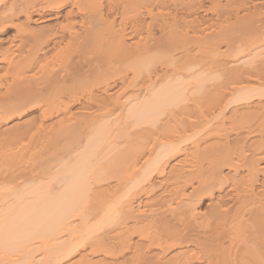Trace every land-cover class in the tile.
<instances>
[{
	"label": "bare ground",
	"instance_id": "6f19581e",
	"mask_svg": "<svg viewBox=\"0 0 264 264\" xmlns=\"http://www.w3.org/2000/svg\"><path fill=\"white\" fill-rule=\"evenodd\" d=\"M37 1L38 0H11V3H9L10 7L8 9L7 2H9V0H0V29L3 30V28H6L4 25L7 22L14 23V19H17L20 13L26 14V16L24 17L27 22L31 21L32 12L35 11H37V15L40 16V22L49 23L51 21H55L62 16L61 9L64 6L69 5L65 16H63L66 19V25L60 27L61 31L56 29L57 32H54L53 30V39H55V41L56 39H58L56 42L54 41L55 46L59 47V45H63L64 48L62 49L61 47H59L58 49L60 50L58 51L57 49V53L55 52L56 49L53 48V55H57L56 57L52 55V57H54L53 59L50 57L51 60L48 61L52 62V65H49L50 62H45L47 61L46 59L49 58L44 59V57H48L46 53L47 50H44L46 52H43L44 54L41 55V48H38L40 50L36 49L38 44L37 34L42 33L41 31H43L42 29H44V27L40 32H37L35 30L29 29V27H27L25 23H18V25H16L18 34H20L21 32L26 34L23 35L28 39V41L31 42V45L26 47L24 41H19L17 44H15V41L13 40L5 45L6 47H0V86H3V88L5 87L4 93L0 92V100L6 102H0L1 122L2 120H4L5 123H7L8 119L10 120L12 118H16L14 116L16 112L19 111L22 112L21 115L23 116L24 114H26L27 110L33 107L30 106L33 102L34 105L41 104L35 101L40 97H44L38 100L44 103V107H42L44 109H42V115L44 117L45 115H48V119H51L52 117L49 116H52L54 114V111H58L59 114L66 111V108H68L70 105L69 103L72 102L70 100L71 98L74 100L77 95L84 93H89L90 96L93 94L92 90L90 91L89 89H87V91H84L86 90L87 85H85L86 82L84 80V76H81L83 71L80 70V74L78 69L76 70V68L69 67L68 65V67L66 66L67 68H60L62 66H59L60 64L58 63L60 57L62 58L60 60L62 63L68 62L69 65L71 64V61L75 62V60H77L76 57H80V61H82L83 63H93L92 66L95 65L94 62L96 61L97 63L98 61H100L101 63L103 62L102 64L106 62L107 64L105 63L104 65L106 68L103 66L105 69H102V72L99 69L93 72L98 75L96 76L97 78L99 77L96 82L100 81L103 84V82L106 83L107 81L106 87H109L108 82L112 79V77H121L123 74L124 75L122 77L124 79H131L130 84L133 83L132 85H135L134 80L142 81L145 77V74H148L146 73V71L148 70L149 72L150 68H152L153 65L156 66L157 64L167 66L169 63H181L184 64V68L180 64L182 71H184L183 69L186 70L187 66H189V69L192 65H194L192 66V68L194 69H197V67H201L200 73L196 75L193 73L195 75H192L193 77L188 74V72H190L192 68L190 70L187 69L189 71H187L186 73L183 72L182 75L188 79L190 77V80H192V78L194 79V81H192L195 82L193 86L194 88L192 87L193 89H190V91L192 90V92H194L193 95L201 97L203 101L206 100L205 102H209L206 99L207 97L205 98V95L208 96V94L211 93H209L208 91V94H202L203 96H199V94L209 90L208 88L210 87V85V88H217V85H224L225 83L227 84L230 80H232V82H229V84L231 85H229V87L225 84L227 90L228 88L230 89L229 92H227L229 93L228 96L227 93L224 94L226 89H221V91H223L220 92V95L218 94V96L214 94L215 96L213 97L215 98H213L214 100H212V112H174L178 109L180 111L185 110L187 107L184 104L186 101H188V99H190V97L188 98V94L184 95L183 91L185 92L187 88L183 87V84L173 85L172 82H169L168 84H172L173 86H166L167 88H165L164 86V90L162 89L160 92L156 93L148 103H140L139 107L132 109V112H128L127 115L125 114V116L121 115V120H118V118H116L117 120L115 122L120 123V126L124 124V126L121 127L119 133L115 129L117 133L115 134L116 137H114V133L111 134L107 130V127L110 123L107 124L106 122L107 126L105 125V123L98 124V127L95 126V124L97 125L99 119L103 121L106 117L109 118V111L105 112L107 114L106 117L102 112L101 114L104 115H101L102 118H99L100 113L98 112L99 115L97 117L99 119L97 120V122H94L92 119L93 123L95 124L93 125V127L90 125L91 127H89V129L91 128V131H84L88 132L89 135L91 134L92 137L94 134H92V131L95 130L93 143L90 144V146L87 145L88 147L84 145L85 148L83 146V148L87 149L88 151H86V153L84 151L83 157L79 156L78 161L80 160V162H76L78 163L77 165H75L77 167H75L74 171H70L73 172L71 173L72 175L68 174V176L70 175L71 177L66 188L62 191L55 192L50 188H47L46 186H38L39 188H35L33 191H31V193L27 195L30 197L25 200V195L23 197L22 194L19 195L23 198L22 199L18 196L20 198L19 200L16 195V198L18 200L16 201L18 204H15L16 206L14 208L9 209V213L7 216H0V218H4V221L0 224V251L5 253L6 260L9 259L11 261L9 255L17 257L19 259L16 261L17 263H19L18 261L21 262L31 260L33 257V251L28 249V243L33 240H38V245L40 247L37 250L44 251L46 256L51 259L52 264H58L61 260H64L70 256H74V254L76 253L80 254L79 258H73L67 261L65 264H89L91 263L89 257L92 254H99L98 258L100 259L97 258V260H101V262H103L102 260L108 262L121 257V255L119 254H124L129 249L131 250V248L136 249V251H143L145 247L153 249L152 251H154L153 253H155L156 255H164L165 253L169 252L168 254L170 257L166 258V260H168V264H188V262L190 264V261H192V259L196 257L197 259H200V257H202V259L200 260H204L205 264H213L215 261L214 259H217L218 257L216 258L215 255H212V250H216V247L218 248V246H221V243L220 245H216V242L218 240L223 239L224 241V239L226 238H236L237 240L240 239L242 240L241 242H243L244 240L246 241L245 244L247 245L246 246L244 244V247L246 246V249H248L249 243H251V246L249 247H252V245L255 246L256 242L263 241L264 181L260 186L262 192L256 191L257 189L255 190V188L253 187V182L250 184L251 186L253 185L252 187H250V185L249 187H247L248 185H246V182L254 180L256 182L258 174H261V172L264 173V165L261 166V162L264 161V130L259 131V133L256 131L254 132L253 126L252 124H250L252 120L249 122V125L247 124L248 121L247 123L245 121V123L247 124H245V126H247L248 129H242L244 125L241 124L244 123L242 122V120H244V116L237 111L238 109H235L232 112L226 111L228 110V108H230L231 105L236 108L238 103L244 104V102L246 103L255 97L264 98V70L262 67V63L264 62V60L263 62L261 61V58L264 59V11L263 9L261 12L257 11L258 7L259 9H261L264 6V0H249V2L247 0H226V3L224 5L220 0H216L218 1L216 4L217 6L214 7H218L217 17L219 20L222 19L221 21H223L220 28H214V24H211L214 29L205 28V25L203 29L201 27V24H203L204 22L199 25L195 20H191L189 23L186 21H181V23H184L182 24L183 27L185 26V28H188L187 30L184 28L187 33L183 31V33H185L186 35L181 33V31L179 30L180 27H178L177 25L180 23L179 21H177L178 13H175L176 15L171 16L172 14L169 11V15L173 17L175 22L174 20H170L172 23L174 22V26H170L171 22H169L168 25L172 27V29H166L168 25L165 23V21L168 13L165 11L167 13V15L164 14L166 15L164 16V23L166 24L164 25L166 27L162 25L161 32L166 29L167 33L165 32V34L163 32L165 34L163 35V40L155 37L154 30L152 29L148 30L147 32L145 31V36L141 35L139 43L131 45L126 44V38H129L131 35L134 37L139 36L140 33L142 34L143 28L140 26L141 21L139 20V18L142 16H149L151 20L154 19L156 17V10L163 6H166V4L164 3L165 0H157L156 3H153L155 0H118L119 3H116V6L114 2L115 0H105L106 3L102 2L101 4L99 3L100 0H44L43 2L46 3L44 5L42 4L43 2L40 3V5L42 4L41 7L37 3ZM177 1L179 2H177V4H175L176 2L173 1V5H176V8L174 7L175 11L177 10L178 5L181 6L182 3L185 2L183 5H186L185 11L187 9V12H189V14H191V11L194 10V7L198 2L197 0H183L180 4V0ZM167 2L169 1L167 0ZM106 6L108 7L109 11L107 13L105 12ZM119 10H122L120 16L121 14H124L123 16L125 18H127L125 16L127 15L126 13H131L133 17H129H131V20L133 19L135 21V25H132L130 30L127 28L126 23L123 22V19L122 22H120L122 23L121 25H119L120 28L117 30L115 27L116 23L113 21V27L111 26L110 28L109 37L108 35H106L108 38L105 39L99 31L100 27L102 25L104 26L108 21L110 24L111 21L108 20L110 16L109 13L112 14L111 12L115 11L116 14H119ZM214 11L216 10L214 9ZM52 13H54L55 15L47 18L44 17L45 14ZM160 13L159 15L162 14ZM116 14L115 16L117 17ZM162 17L163 16H161V18ZM128 19L130 20V18ZM181 19L183 18L181 17L180 20ZM125 21L127 22V20ZM217 21L218 20L216 19V23ZM219 24L220 23H218V25ZM127 29L129 30V36L127 33ZM168 30H170V33H168ZM101 31H103V28L101 29ZM104 31L107 32V30ZM178 31L184 36L179 35ZM43 33L42 35H44ZM51 37L50 39L47 38V43H52ZM213 39L216 42H219L217 44L213 43L215 42L213 41ZM39 41L41 42L42 39H39ZM63 41L66 43L65 45L61 44L64 43ZM208 41H210L211 43H208ZM46 42L43 41L44 44L40 43V45L44 46L47 44ZM206 42L208 44H206ZM1 45L2 42L0 46ZM220 46H223V49L225 48V55L226 53H228V55L229 53L231 54L229 56H226L232 58V65H238L237 67H234L233 65L232 68L231 66L230 68H227L229 63L227 64L221 61L219 56H221L222 54V48ZM192 50L196 52L194 56H192ZM254 51L257 52L254 53ZM73 52L77 53L75 59L73 60L72 58L71 60ZM203 52L205 54H207L206 52H209V55L211 56H208L206 59L202 58L203 55L201 56V54ZM177 53H179V55L181 53V55L180 57L178 55V57L176 58L175 54ZM65 54L67 55L64 56ZM197 57H199L201 61L198 60ZM246 57H248L249 59ZM137 58L143 59L142 64L141 59H139V62ZM242 58H246V60L244 61ZM54 59L58 60V66L54 64ZM242 60L243 62L241 63L240 61ZM80 61L79 63L83 65V63ZM130 62H134V65L131 67V69L128 70V72L124 71L123 73V63L125 65V63ZM135 62H139V65H135ZM153 62L155 63L151 64ZM205 62L210 64H206V68L203 64ZM254 62H259L257 64H260V66H256L258 72L261 75L263 74L262 77L260 76V74H258L260 77L255 76L258 77L256 78L257 80H253V78L249 76L252 70L256 69ZM237 63H240V67ZM72 64L74 63L72 62ZM120 65H122V72L120 70V67H117ZM252 65L255 66V68L252 67ZM95 66L97 67V65ZM243 66H247L246 68H248L249 66L250 67L245 70L246 68L244 69ZM258 67L260 69L262 67V69L260 70ZM239 68L241 69L239 70ZM175 69L174 71H176ZM201 69L202 71L204 70L203 73L201 72ZM71 71H75V73L78 71L79 75L77 73L74 75ZM91 72L92 71H90V74ZM152 72L153 71L149 72V75L146 77L147 82H151V79L153 78L152 74L155 71L153 73ZM254 72L256 71L254 70ZM258 72L253 74H257ZM129 73L131 74V76H129ZM157 73L155 72L154 74L156 75ZM204 73L207 75L205 76ZM253 74L251 73V76ZM76 75L81 77H77ZM155 75L154 79L156 78ZM170 75L171 73L169 74V76ZM224 75H227V79H225L226 81L221 80ZM108 76L111 78H109L110 80L107 79ZM163 76L166 77L167 75L165 74ZM88 77H90V75ZM122 77L121 79L124 81ZM94 78L92 81H94ZM216 80L219 84H216ZM218 80H220L222 83L224 82V84H220L221 82H219ZM69 83L71 85H69ZM95 83L93 82L92 85H94ZM189 83H191V81L188 82V84ZM98 84L99 82L96 83V85ZM145 84L148 83L145 82ZM88 85L91 84L88 83ZM58 87L62 89L68 88L66 89L68 90V92H65L63 90L65 94H68V96L66 95V97H61L65 94H63L62 91H60L62 89ZM81 87L82 89L85 87L83 91L82 89H80ZM57 88L58 90L60 89L59 93L57 92L58 97L60 93L63 95L60 94L61 96L57 99L55 97V99L52 98V96L51 99L49 97L48 100H45L46 95L51 96L50 94L55 93ZM133 89H135V87ZM88 91H90L91 93ZM211 92L213 93V89L211 90ZM214 92L216 93V91ZM198 97L196 99H199ZM13 98L20 99L22 104L20 103L21 105H16L14 103L15 106H12V104L10 103L9 105V102ZM114 103L115 102H113V104ZM209 104H211V102H209ZM258 104L259 103H257V106ZM41 105L43 106V104ZM262 106L264 105L262 104ZM62 110L64 111L60 112ZM58 113L57 116H59ZM89 114L90 113H88V115ZM164 114L168 115V123H164L160 127V125L158 126V123L160 122L161 116ZM251 114L252 113L250 112L249 116H251ZM263 114L264 112L262 113V115ZM84 115H82V117H84ZM112 115L114 114H111L110 117ZM76 117L78 118V116ZM262 117H264V115ZM61 118L60 121H58V123L56 121V123L58 124V126H62V128H59L56 124L53 125L54 127H58L57 129H62L59 130L60 134L64 133L63 131L65 128L71 129L70 132H72L73 128L71 126H73V124L75 123L77 124V122L80 120V118H78L77 121L76 118L75 122V119L73 118L74 120L72 121H74L75 123L73 122L72 124L71 122L72 125L70 124L71 126H67V123L70 122L66 123L65 119H68L67 121H71V117L69 118L66 115V118L63 119L64 121H62ZM129 118L131 122H134L135 120H133L132 118H136V120H138L139 122L143 121L147 122V124H150L147 125L148 127L151 126L150 131H147L150 136L146 135V140L142 139L145 138V135H142V133L146 132H143V130L145 129L144 127V129L142 128V131L140 130L141 132H139L142 140L140 139V137L139 139L138 137H135L137 138V140L133 139L132 141L128 142V136H130L132 132L130 133L129 131H127V125L124 120H129ZM254 119L255 118H253V120ZM61 121L65 122L66 124L64 123V125L67 127L64 128V125H61ZM239 122H241V124ZM230 123L232 124L230 125ZM235 123L236 125H233ZM237 124H240L242 127H237ZM260 124L261 123H259V126ZM110 125L112 126V124ZM130 125L128 126V128L130 127ZM111 126L109 127L112 128L113 126ZM139 127L140 126H138V128ZM132 128L133 127L128 130H133ZM240 130H244V132H246L242 134L245 135L243 136L244 139L242 137V139L245 141V143L243 142L244 145L246 143H249L248 141L246 142V140H248L251 134H259V138L257 140L254 139L255 141H252V144L250 143V146L248 145L250 149L252 147V149L250 150L251 154H247L249 152H246V150H248V148L246 149L247 145H239L238 148L232 145L233 141H236V139L239 140V144L240 142H242V139L241 141L239 139L242 133ZM67 131H65V133H67L68 135L71 134L69 131ZM136 131V134H138V130ZM80 132L82 133L83 130ZM112 132H114V130ZM84 134L86 136V133ZM71 135L74 138L76 136H73L74 133H72ZM132 135L134 136L135 133H132L131 137H133ZM232 135L234 138H232ZM82 137H84L83 134ZM113 137L118 140L115 141L114 139L113 142ZM121 137H125V140L126 137H128L127 143H125V145L129 143L126 146V150H124L125 148L123 149V147L120 145L123 143H120L121 141L118 142L119 138L121 140ZM74 138L72 139L74 140ZM76 140L79 141L78 138ZM211 140L214 141V144H206L207 141L212 142ZM122 141H124V138L122 139ZM72 142L73 145L74 141ZM118 144L120 147H122L121 149L120 147L118 148ZM251 145H255L256 147ZM231 147L235 148L232 149ZM72 149L71 151L73 152ZM87 152H89V154ZM82 154L83 152L79 155ZM98 156H100V160L98 159ZM178 156L182 157L179 161H177L176 164L173 165V167H171L172 169L170 168L171 170L169 169L170 175L167 177V175L169 174L167 171L169 162L171 160H174ZM94 157L97 158L99 162H93ZM103 160L104 162L101 163V161ZM96 163L100 165L99 168L98 165L97 168H95ZM225 169L228 171V175L224 174ZM242 170H245V175L240 173ZM239 173L240 175H242L241 177H238ZM91 179L95 184L107 182L112 179L115 182L112 188L110 187L111 189H109V192L107 191L101 194H93L91 192ZM63 180L61 182H64ZM160 188H164L165 190L163 189V192L161 191L160 194H156V196H154L155 191ZM205 200H209L207 204L208 210L205 212L201 211L200 209L198 210L196 207L202 204ZM226 202L228 204V207L224 208L226 206ZM168 216L171 219H169L170 221L175 220L176 222L178 221V223L184 222L183 232H178L180 229L179 227L178 231L167 228V225L171 224L167 219ZM91 219L94 220L91 221ZM165 219H167L166 221L168 223L166 227L164 226L166 222H164V225L162 222V220ZM170 227L172 226L170 225ZM60 234L67 235L65 241H60ZM133 236L136 238V241H134ZM186 239L191 240L190 244L193 241L197 242H193L194 245L190 246L188 242L186 243L187 245L183 246V241H186ZM208 239L209 241L210 239H214L213 243L215 242V239H217L214 243L216 247L214 249L211 247L212 250H209L210 248L203 243ZM198 242L204 244L205 246ZM253 242L255 243L252 244ZM258 244L259 242L256 244L259 247ZM196 245L202 246L200 247ZM252 249L250 248V250ZM255 249H253L252 251H254ZM139 251L134 252L137 254ZM145 252L146 251H144V253ZM249 252L246 254H250ZM144 253L140 254L144 255ZM222 255L220 254L219 257ZM253 255H251L250 257L251 260L252 258L256 257ZM136 256L138 257L139 253ZM143 257L140 258L144 259ZM246 257V259H248L249 256ZM189 258H191V260L187 261ZM243 258L244 257H242L241 260H243ZM197 259L195 260L197 261ZM222 259H224L223 256ZM257 259H260L258 261L256 260L257 264L263 263L261 261V257L258 256ZM245 261L246 260H244V262ZM192 262H194V260ZM202 262L203 261H199L200 264H202ZM13 263H15V260H12L11 264ZM98 263L100 262L98 261ZM253 263L255 264V262ZM215 264H220V262H215ZM245 264L248 263L246 262Z\"/></svg>",
	"mask_w": 264,
	"mask_h": 264
},
{
	"label": "rangeland",
	"instance_id": "374dc122",
	"mask_svg": "<svg viewBox=\"0 0 264 264\" xmlns=\"http://www.w3.org/2000/svg\"><path fill=\"white\" fill-rule=\"evenodd\" d=\"M41 1V2H40ZM44 0H38L37 1V3L40 5V3H42ZM169 2H167V0H165L164 1V3L166 4V6H163V5H161V6H163L164 7V9H163V7H161V8H159V9H157L156 10V12H155V14H156V17L154 18V19H152L151 20V18L149 17V16H147V17H145V16H142V17H140L139 18V20L141 21L140 22V26L143 28V30H142V34L140 33V35L139 36H130L129 38H126V44L127 45H131V44H135V43H139V39H140V37H141V35L142 36H145V34H146V32L148 31V30H154V34H155V37H157L158 39H161V40H163V35H165L166 33H167V28L169 29H172V27H170V26H172L173 24H174V22H175V20L173 19V17H171V16H174V15H176L175 13H178V15H177V21H179L180 23L179 24H177L178 25V27H180L179 28V30L181 31V33H183V31L185 32V33H187V29L188 28H185V26L183 27V25L182 24H184V23H181V21L182 22H184V21H186V22H190L191 20L193 21V20H195V21H197L196 23L197 24H201V23H203V24H201L202 26V28L204 29V25H205V28H208V29H212L213 27L214 28H220V26L222 25L221 23L223 22V21H221V20H219L218 19V17H217V9H218V7H214V6H217L216 4H217V2L218 1H216V0H197L198 2L196 3V6L194 7V10H192L191 11V14H189V12H187V9H186V11H185V8H186V5H183L185 2H183L182 3V5L180 6V5H178L177 6V10L175 11V8H176V5H173V1L174 2H176L175 4H177V0L175 1V0H168ZM181 1H183V0H180V4H181ZM186 1H188V0H186ZM221 1V3L224 5L225 3H226V0H220ZM248 2H249V0H247ZM246 1V2H247ZM251 1H253V0H251ZM255 1V0H254ZM106 3V1L105 0H100L99 1V3L101 4V3ZM115 2V6L117 5L116 3H119V1L118 0H115L114 1ZM157 2V0H155L153 3H156ZM167 2V3H166ZM171 2V3H170ZM213 2V3H212ZM9 3H11V0H9V2H7V6H8V9H9ZM19 3V2H18ZM17 3V4H18ZM46 3V2H45ZM44 2L42 3L43 5L45 4ZM179 3V2H178ZM256 3V2H255ZM42 4L40 5V7L42 6ZM215 4V5H214ZM167 5H168V7H167ZM69 5H66V6H64L62 9H61V14H62V16L59 18V19H57V20H55V21H51V22H40L39 20V18H40V16L39 15H37V11H35V12H32V15H31V21H29V22H27L26 20H25V17L24 16H26V14L25 13H20L19 14V16H18V18L17 19H14V23H10V22H7L4 26L6 27V28H3V30L2 29H0L1 31H0V44H1V42H2V45L0 46V47H4L5 45H7L9 42H11V41H15V44H17L19 41H24L25 42V46L26 47H28V46H30L31 45V42L30 41H28V39L26 38V37H24V35H26V34H24L23 32H21L20 34H18V32H17V26L16 25H18V23L19 24H21V23H25L26 25H27V27H29V29H32V30H35V31H37V32H40L41 31V29L44 27V29H42L43 31H41L44 35H42V33H39L40 35H42V36H40L39 34H37V39H38V44H37V48L36 49H38L39 47L41 48V50L40 49H38V50H40L39 52H40V54L41 55H43L46 51H44V50H47V55H48V57L46 56V57H44V56H42V57H44V59L45 58H49V59H46L47 61H45V60H43V61H45V62H50V61H48V60H51V58L53 59L54 57H56V55L57 54H54L53 55V53H54V49L53 48H55L56 49V53L60 50V49H58L59 47H61L62 49L64 48L63 47V45L61 46V45H59V47H57V46H55V43H54V41H55V39H53V34H54V32H57V30H59V31H61V26H64V25H66V19H65V17H63V16H65V13L67 12V10H68V7ZM171 8H170V7ZM182 6H185V7H182ZM4 7V6H3ZM166 7V8H165ZM175 7V8H174ZM181 7V8H180ZM198 7V8H197ZM264 7V6H263ZM261 8V9H259V7L257 8L258 10V12L260 11H262V9H263V11H264V8ZM18 8H21V7H18ZM106 8V9H105ZM104 9H105V12L107 13V12H109L108 11V7L106 6ZM170 8V9H169ZM184 8V9H183ZM197 8V9H196ZM216 10V11H214V9ZM10 9H12V8H10ZM173 9V10H172ZM179 9H180V11H179ZM63 10V11H62ZM159 10V11H158ZM168 13V16H166L167 15V13ZM169 11H170V13L172 14L171 16L169 15ZM216 13H214V12ZM122 12V10L120 11L119 10V14H116V12L114 11V12H111L112 14H110L109 13V19L108 20H110L111 22H110V24H112V25H110L109 24V21L103 26H101L102 28H103V31H101V27H100V32H101V34L104 36V38L105 39H107L108 37H109V32H110V28H111V26L113 27V21L116 23V29L118 30L119 28H120V26L119 25H121L122 23H120V22H122V20L124 19V21L123 22H125L126 23V26H127V28L128 29H130L131 30V26L132 25H135V21L132 19L131 20V17H133L132 16V14L131 13H126L127 15H125L127 18H125L123 15L124 14H121V16H120V13ZM162 14H161V13ZM184 13V14H182V13ZM114 13V14H113ZM159 13L161 14V15H159ZM174 13V14H173ZM188 13V14H187ZM25 14V15H24ZM115 14L117 15V17L115 16ZM129 14H131V15H129ZM164 14H166V15H164ZM189 16H187V15ZM49 15V16H48ZM52 15L54 16L55 14L54 13H52V14H45V16L44 17H52ZM111 15H113V16H111ZM192 15V16H191ZM216 15V16H215ZM129 16H131V17H129ZM160 16V17H159ZM161 16H163L162 18H161ZM164 16H166L165 18H166V21L168 22H166L165 21V23L168 25L169 24V22H171V21H173L174 20V22L172 23H170V26L168 25V27H166L165 25V23H164ZM183 18V19H181L180 20V18L181 17ZM185 16V17H184ZM122 17H124V18H122ZM179 17V18H178ZM198 17V18H197ZM217 17V18H216ZM38 18V19H37ZM115 18H117V19H115ZM128 18H130V20L128 19ZM141 18H142V20H141ZM144 18V19H143ZM150 18V19H149ZM159 18H161V19H159ZM195 18V19H194ZM78 19V18H77ZM114 19V20H113ZM120 19V20H119ZM168 19V20H167ZM216 19L218 20L217 21V23H216ZM125 20H127V22L125 21ZM163 20V21H162ZM171 20V21H170ZM152 21V22H151ZM120 24H119V23ZM143 22V23H142ZM216 24H215V23ZM42 23H44V24H42ZM133 23V24H132ZM161 23V24H160ZM218 23H220L219 25H218ZM152 24V25H151ZM165 24V25H164ZM181 24V25H180ZM214 24V25H217V26H214L213 25V27H212V25ZM25 25V26H26ZM162 25H164V27H166V29L163 31V32H161V27H162ZM47 28H46V27ZM107 26V27H106ZM174 26V25H173ZM182 26V27H181ZM26 27V28H27ZM104 27H105V29H104ZM109 27V28H108ZM60 28V29H59ZM150 28V29H149ZM159 28V29H158ZM184 28L186 29V30H184ZM213 28V29H214ZM57 29V30H56ZM127 29V30H128ZM183 29V30H182ZM50 30V31H49ZM52 30V31H51ZM53 30H54V32H53ZM104 30H107V32H108V34H107V32L106 31H104ZM109 30V31H108ZM48 31H49V33H48ZM146 31V32H145ZM51 32H53V33H51ZM179 32V31H178ZM106 33V34H105ZM128 36H129V30H128ZM168 33H170V30H168ZM185 33H183L184 35H186ZM24 34V35H23ZM48 34V35H47ZM179 35H183V34H180V32L178 33ZM21 35V36H20ZM52 37H51V36ZM106 35H108V37L106 36ZM183 35V36H184ZM127 36V37H128ZM183 36H181V37H183ZM46 37V38H45ZM50 37L52 38V40H51V42L52 43H50V42H46L48 39H50ZM166 37H167V35H166ZM169 37V36H168ZM48 38V39H47ZM39 39H42V41L40 42L39 41ZM137 39H138V41H137ZM58 39H56V41H57ZM212 40V39H211ZM43 41L44 42H46L45 44L47 45H40V43H43ZM55 41V42H56ZM66 41V40H65ZM213 41H215L214 39H213ZM212 41V42H213ZM64 42V41H63ZM67 42V41H66ZM128 42V43H127ZM210 41H208V43H209ZM219 42V41H218ZM218 42H213V43H218ZM54 43V44H53ZM207 42H206V44H208ZM211 43V42H210ZM44 44V43H43ZM61 44H66L65 42L64 43H61ZM205 44V45H206ZM39 45V46H38ZM53 45H54V47H53ZM221 45H223V44H221ZM42 46V47H41ZM6 47V46H5ZM221 48V51H222V54H221V56H219V58L221 59V61H223V62H225V63H229V65H228V67L227 68H230V66H231V68L233 67V65H232V58H230V57H227L226 55H228V53H226V55H225V48L223 49V46H220ZM224 47H225V45H224ZM43 49V50H42ZM57 49H58V51H57ZM224 50V51H223ZM206 51V50H205ZM204 51V52H205ZM258 51V50H257ZM256 51V52H257ZM44 52V53H43ZM202 53L201 54V56L203 55V57L202 58H207L208 56H211V55H209V52H206L207 54H205V53ZM255 51H254V53H256ZM49 53V54H48ZM52 53V54H51ZM75 53V54H74ZM76 53L77 52H73V55H75V56H73L72 54V57H71V60H72V58H73V60L75 59V57H76ZM192 56H194V54L196 53L194 50H192ZM224 53V54H223ZM254 53H252V54H254ZM64 54V53H63ZM52 55L54 56V57H52ZM67 54H65L64 56H66ZM178 55H179V53H177V54H175V57L177 58L178 57ZM180 55H181V53H180ZM180 55H179V57H180ZM229 55H231L230 53H229ZM228 55V56H229ZM77 56H78V54H77ZM192 56H191V58H192ZM205 56V57H204ZM223 56H225V57H223ZM51 57V58H50ZM59 58V57H58ZM77 58V60H75V62L74 61H71V64L69 65L68 64V62H61L60 60L62 59L61 57L59 58V61L61 62H59L58 60H53V62H54V64H56L57 66L59 65V66H61L60 68H67L68 66L69 67H72V68H76V70L78 69L79 70V72H80V74H81V71H83L82 72V74H81V76L83 75L84 76V80H85V85H87L86 86V90H84V88L82 89V87L80 88V89H82V91L84 90V91H87V89H89L90 91L92 90L93 91V94L90 96L89 95V93H84V94H80V95H77L75 98H74V100L71 98L70 100L72 101H70L71 103H69L68 105H69V107L68 108H66V111H64V110H62V111H60V112H63V113H58V111H54L53 113V115L52 116H49V117H52L51 119H48V115H45V117L42 115L43 114V108L42 107H44V103H42V102H40V101H38V100H40L41 98H44V97H40L39 99H37V100H35V101H37L38 103H41V104H43V106L41 105V104H36V105H34L33 103L30 105V106H33V107H31L29 110H27V112H26V114H24L23 116L21 115V111H19V112H16V114L18 115V117H17V115L15 114V116L14 117H16V118H12V119H8L7 120V123H5V121L4 120H2V122H1V120H0V216H7L8 215V211H9V209L10 208H14L16 205L15 204H18L17 203V201L20 199V198H22L24 195V200L25 199H27V198H29L30 196H27V195H29L30 193H31V191H33L35 188H39V187H44V186H46L47 188H50L51 190H53V191H55V192H59V191H62V190H64L65 188H66V186H67V184L69 183V179H70V175H72L71 173H73V172H70L71 170L72 171H74V169H75V167H77V166H75V165H77L78 163H76V162H80V160L78 161V158H79V156H84V151H85V153H86V151H88L87 149H84L85 148V146H90V144H92L93 143V140H94V134H95V130H93L92 131V134H93V136L91 137V134L89 135V131H91L90 129H89V127H93V125L95 124V123H93V121L94 122H97V120L99 119V118H102V116H104L105 115V117H106V113L105 112H110L111 114H114V115H112L111 117H110V113L108 112V116H109V118H105L103 121L101 120V119H99L98 120V122H97V125L95 124V126H97L98 127V124H100V123H105V125L107 126V124L108 123H110V124H112V126L109 124V126H111L112 128H110L109 126L107 127V130L112 134V133H114L113 135H114V137H116V135L115 134H117L116 133V131L119 133L120 132V129H121V127L122 126H124V124H122V126H120L121 124L120 123H117V122H115L117 119L116 118H118V120H121V118H122V116L124 115L125 116V114L127 115V113L128 112H132V109H134V108H137V107H139V105H140V103H148L150 100H151V98L156 94V93H158V92H160L162 89L164 90V86H165V88H167L168 86H170V85H179V84H183V87H186L187 89H186V91L184 92L183 91V93H184V95H186V94H188V98L190 97V99H188V101H186L185 102V106L187 107L185 110H176V111H174V112H212L211 110H212V106H213V102H212V100H214L213 98H215V97H213V96H215L214 94H216L217 96H218V94L220 95V92H222L221 91V89H226L227 90V87L226 86H228L229 87V82H232V80H230V79H228V80H230L227 84H226V86H225V84H224V82L222 83L220 80H218L219 82H221L220 84H224V85H217V88H210L211 87V85H210V87L208 88L209 90H207L206 92L204 91V93H201V94H199V96L201 95V96H203V95H205V93L206 94H208V91H209V93H211V94H208V96H209V98H208V96L207 95H205V98L209 101V102H211V104H209V102H205L206 100H202L201 99V97H198L197 95H193L194 94V92H192V90L190 91V89H193L194 87V84H195V82H192V81H194V79L192 78V80H190V77H189V79L188 78H186L185 76H183L182 75V73L183 72H187V71H189L191 68H192V66H194V65H192L191 66V68L189 69L188 67L189 66H187V68H186V70L185 69H183L184 71H182V69H181V65L183 66V68H184V64H176V63H174V64H171V63H169L167 66H164V65H161V64H157L156 66L155 65H153V67L152 68H150V70H149V72H151V71H155L157 74L155 75L153 72V74H152V76H153V78L151 79V82H150V84H149V82H147V79H146V77L149 75V72H148V70L146 71V73H148V74H145V77L143 78V80L141 81V80H134V83H135V85H132V84H130L131 83V79L130 80H126V79H124L122 76L124 75H122L121 77L124 79V81L121 79V77L119 76V77H112V79L108 76V78L107 79H109L110 81L108 82V84H109V87H106L107 86V81H106V83L105 82H103V84H102V82H100V81H98L99 82V84L98 85H96V83H98V82H96V80L99 78H97L96 76H98V75H96L95 73H93V72H95V71H97L98 69L99 70H101V72H102V69H105L106 67L104 66L105 65V63L104 64H102L100 61H98V63L100 62L101 63V65H100V63L98 64L97 63V61L96 62H94L95 63V65H97V67L94 65V66H92V64L93 63H90V64H87V63H83L82 61H80V57H76ZM79 58V59H78ZM198 58V60H200L199 59V57H197ZM246 58H248V57H246ZM246 58H242L244 61L246 60ZM138 59V58H137ZM139 59H141V64H142V58H139ZM138 59V60H139ZM239 59V58H238ZM237 59V60H238ZM249 59V58H248ZM230 60V61H229ZM243 60L242 61H240L241 63L243 62ZM258 60H260V59H258ZM263 60L264 59H262L261 58V61L263 62ZM57 61H58V63H57ZM79 61L80 62H82L83 63V65L81 64V63H79ZM136 61V60H135ZM201 61V60H200ZM229 61V62H228ZM239 61V60H238ZM45 62H42V63H45ZM72 62L74 63V64H72ZM139 62H140V60H139ZM139 62L137 63V62H135V65L136 64H138L139 65ZM41 63V64H42ZM51 63V64H50ZM49 63V65H52V62H50ZM66 63V64H65ZM76 63V64H75ZM133 63V64H132ZM155 62H153V63H151V64H154ZM231 63V64H230ZM255 63V62H254ZM254 63H253V65H254ZM257 63H259V62H256L255 63V66L257 65V66H260V64H257ZM80 64V65H79ZM107 64V63H106ZM127 64V65H126ZM129 64V65H128ZM204 64V67L206 68L207 67V65H210L209 63H207V62H205V63H203ZM207 64V65H206ZM237 64H239V67H240V63H237ZM263 64V70H264V62L262 63ZM261 64V65H262ZM65 65V66H64ZM68 65V66H67ZM77 65V66H76ZM134 65V62H130V63H125V65H124V63H123V69L121 68V66L122 65H120V66H117V67H120V70L122 69L123 70V73H124V71H127L128 72V70L129 69H131V67ZM252 65V67H254L255 68V66H253ZM67 66V67H66ZM74 66V67H73ZM85 66V67H84ZM87 66H89V67H87ZM91 66V67H90ZM100 66V67H99ZM102 66V67H101ZM105 68H104V67ZM156 67V69H155V67ZM161 66H163V67H161ZM238 66V65H237ZM236 65H234V67H237ZM257 66H256V69H257ZM138 67V66H137ZM209 67V66H208ZM247 66H243V68L245 69ZM250 67V66H249ZM248 67V68H249ZM251 67V68H252ZM262 67H261V69H262ZM85 68V69H84ZM87 68H88V70H87ZM95 68H96V70H95ZM155 70H154V69ZM176 70V71H178V72H176V71H174V69ZM199 68V69H198ZM200 68L201 67H197V69L195 68H192V70H193V72H192V70L190 71V72H188V74H190L191 75V77H193L192 75H196V74H198V73H200ZM226 68V69H227ZM241 68H242V65H241ZM241 68H239V70L241 69ZM248 68H246L245 70H247ZM250 68V69H251ZM259 68V67H258ZM69 69V68H68ZM84 69V70H83ZM92 69V70H91ZM151 69H153V70H151ZM168 69V70H167ZM173 69V70H172ZM187 69H189V70H187ZM243 69V70H244ZM256 69H254L256 72H258V69L256 70ZM260 69V68H259ZM260 69V70H261ZM72 70V69H71ZM81 70V71H80ZM94 70V71H93ZM122 70H121V72H122ZM158 70V71H157ZM163 70V71H162ZM165 70V71H164ZM254 70H252V74L253 73H256V72H254ZM88 71V72H87ZM90 71H92L91 72V74H90ZM105 71V70H104ZM107 71V70H106ZM182 71V72H181ZM195 71H196V73H195ZM204 71V70H203ZM203 71H202V69H201V72L203 73ZM74 75L77 73L78 75H79V73H78V71L75 73V71L73 72V71H71ZM87 72V73H86ZM99 72V71H98ZM127 72H125V73H127ZM163 72V73H162ZM164 72H165V74L167 75L166 77H164L163 75H165L164 74ZM261 72V71H260ZM97 73V72H96ZM104 73V72H103ZM102 73V74H103ZM106 73V72H105ZM171 73V75L169 76V74ZM194 73V74H193ZM251 73H250V77L251 78H253V80H257L256 78H258V77H262V75L258 72L257 74H253L252 76H251ZM94 74V75H93ZM98 74V73H97ZM205 74V73H204ZM258 74H260V76L258 75ZM78 75H76L77 77H81V76H78ZM90 75V77H92V78H90V77H88ZM111 75V74H110ZM154 75L156 76V78L154 79ZM173 75V76H172ZM175 75V76H174ZM194 75V76H195ZM207 74H205V76H206ZM82 76V77H83ZM94 76H95V78H94ZM129 76H131V74L129 73ZM129 76H128V78H129ZM158 76V77H157ZM183 76V77H182ZM255 76H258V77H255ZM174 77V78H173ZM182 77V78H181ZM225 77V78H224ZM88 78V79H87ZM93 78H94V81H92L93 80ZM158 78V79H157ZM164 78V79H163ZM172 78H173V80H172ZM185 78V79H184ZM221 78H222V76H221ZM168 79V80H167ZM175 79V80H174ZM177 79V80H176ZM225 79H227V75H224L223 76V78L221 79V80H224V81H226ZM90 80H91V82H90ZM125 80H126V82H125ZM145 80V81H144ZM159 80V81H158ZM128 81H130V82H128ZM139 81V82H138ZM155 83H154V82ZM191 81V83H189L188 84V82H190ZM93 82L95 83L94 85H92L93 84ZM141 82H142V84H141ZM145 82L146 83H148V84H145ZM154 84H153V83ZM171 83L172 82V84H168V83ZM180 82H182V83H180ZM212 82V81H211ZM216 82V84H219V83H217V80L215 81ZM88 83H90L91 85H88ZM144 83V84H143ZM184 83H185V85H184ZM186 83H187V85H186ZM101 84V85H100ZM190 84H193V85H190ZM69 85H71L70 83H69ZM68 85V86H69ZM105 85V86H104ZM172 85V86H173ZM89 86H91V87H89ZM94 86H96V87H94ZM98 86V87H97ZM146 86H147V88H146ZM167 86V87H166ZM219 86V87H218ZM231 86V85H230ZM1 87V89H0V92H3L4 93V91H5V87L3 88V86H0ZM106 87V88H105ZM128 87V88H127ZM135 87V89H133ZM140 87H142V88H140ZM182 87V88H183ZM193 87V88H192ZM222 87V88H221ZM224 87V88H223ZM58 88H60V87H58ZM58 88L56 89V91H55V93H52V94H50L51 96H48V95H46V99L45 100H48V98L50 97V99H51V97L52 98H59L61 95H63V94H65V92H68V90H66V89H68V88H65V89H62V88H60V89H62V90H60V91H62V93L63 94H59V97H58V93H59V90H58ZM92 88V89H91ZM94 88V89H93ZM106 89V90H105ZM107 89H108V91H107ZM148 89V90H147ZM213 89V93L211 92V90ZM217 89V90H216ZM3 90V91H2ZM65 92H64V91ZM105 90V91H104ZM220 90V91H219ZM225 90V92H224V94H226L227 92H229V88H228V90L226 91ZM90 91H88V92H90ZM148 91V92H147ZM153 91H155V92H153ZM188 91V92H187ZM214 91H216V93L214 92ZM58 92V93H57ZM81 92V91H80ZM189 92H190V94H189ZM217 92H219V93H217ZM91 93V92H90ZM148 93V94H147ZM149 93H150V96H149ZM136 94H138V95H136ZM141 94H143V95H141ZM203 94V95H202ZM213 94V95H212ZM66 95L68 96V94L66 93L65 95H63V96H61V97H66ZM82 95H84V96H82ZM96 95V96H95ZM140 95V96H139ZM146 95V96H145ZM211 95H212V97H211ZM222 95V94H221ZM229 95V93H227V96ZM57 96V97H56ZM89 96V97H88ZM137 96V97H136ZM196 96V97H195ZM216 96V97H217ZM96 99H95V98ZM199 98V99H196V98ZM54 98V99H55ZM87 98H88V100H87ZM97 98H98V100H97ZM138 98V99H137ZM149 98V99H148ZM211 98V99H210ZM14 99V100H13ZM13 99H11V101L9 102V105H10V103L12 104V106H15V104L16 105H21L22 103H21V100L20 99H15V98H13ZM64 99V98H63ZM17 100H20V101H17ZM44 100V99H43ZM94 100H95V103H94ZM97 100V101H96ZM261 100V101H260ZM263 100V101H262ZM42 101V100H41ZM89 101V102H88ZM0 102H5V101H2V100H0ZM44 102V101H43ZM69 102V101H68ZM113 102H115L114 104H113ZM251 102V103H250ZM6 103V102H5ZM15 103V104H14ZM21 103V104H20ZM89 103V104H88ZM225 103V102H224ZM257 103H259L258 104V106H257ZM3 104V103H2ZM100 104V105H99ZM122 104H124V105H122ZM262 104L264 105V98L262 97V98H257V97H255V98H253V99H251L250 101H248V102H244V104L243 103H238L237 104V107L235 108V107H233V105H231L230 106V108H228V110L226 111V112H232L233 110H235V109H238L237 111L238 112H240V114L241 115H243L244 116V120H242V122H244L243 124H241V122H239L241 125H244L243 127L240 125V124H237V127H242V129H244V128H247L248 129V127L247 126H245V124L247 123V121H248V125H249V122H250V124H252V126H253V129H254V132L256 131V132H258L259 133V131H261V130H264V117H262L263 115H262V113L264 112V106H262ZM86 105H88V106H86ZM90 105V106H89ZM103 105H104V107H103ZM239 105V106H238ZM209 106V107H208ZM210 106H211V108H210ZM260 106H262V107H260ZM17 107V106H16ZM88 107V108H87ZM100 107H102V108H100ZM87 108V109H86ZM105 108V109H104ZM121 108H123V109H121ZM124 108H125V110H124ZM130 108V109H129ZM43 109V110H42ZM68 109H69V112H68ZM97 109H100V110H97ZM102 109H103V111H102ZM209 109V110H208ZM231 109V110H230ZM100 113V115H99V113ZM104 113V115L103 114H101V113ZM113 112V113H112ZM123 112V113H122ZM250 112L252 113L251 114V116H249L250 115ZM254 112H258L257 114L256 113H254ZM57 113H58V115L59 116H57ZM66 113H68V114H66ZM88 113H90L89 115H88ZM92 113H93V115H92ZM95 113V114H94ZM120 113V114H119ZM122 113V114H121ZM247 113V114H246ZM260 113H261V115H260ZM72 114V115H71ZM78 116V118H80V120L78 121V118L75 116ZM77 114H79L80 115V117H79V115H77ZM85 114V115H84ZM20 115V116H19ZM63 115V116H62ZM65 115V116H64ZM66 115L71 119V121H67L68 119H65L66 118ZM71 115V116H70ZM73 115H74V117H73ZM82 115H84V117H82ZM86 115H88V116H86ZM99 115V118L97 117ZM102 115V116H101ZM122 115V116H121ZM257 115V116H256ZM54 116H56V117H54ZM101 116V117H100ZM120 116V117H119ZM246 116H248V117H246ZM21 117V118H20ZM62 117V118H61ZM77 118V124L75 123L76 122V118ZM82 117V118H81ZM89 117V118H88ZM94 117H96V118H94ZM262 117V118H261ZM59 118V119H58ZM60 118L62 119V121H64L63 119H65L66 120V123L67 122H70V123H67L68 125L67 126H69L70 124H71V122H72V124H73V122L76 124H73V126H71L73 129H72V132H70L71 131V129H66L65 127H67V126H65L64 125V123L65 122H62L61 123V125L63 124L64 125V128L66 129H64V133H65V131H69L71 134L72 133H74V135L73 136H75V138L74 137H72V135L71 134H67V133H63V134H60V131L59 130H62V129H57L58 127L59 128H62V126L60 127V126H58V121H60ZM75 120H74V119ZM253 118H255L254 120L258 123H256L254 120H253ZM57 119V120H56ZM69 119V120H70ZM92 119H93V121H92ZM95 119V120H94ZM107 119V120H106ZM115 119V120H114ZM133 120H134V122H131V120H130V118H129V120L127 119V120H124V122L126 123V125H127V131H129L130 133L132 132V133H135V135L133 136V137H131V134H130V136H128L129 137V139H128V137H126V140H125V137H121V140H120V138H119V141L118 142H120V143H123V144H120L122 147H123V149L124 150H126V146L129 144H127V145H125V143H127V139H128V142L129 141H132L133 139L135 140H137V138H135V137H138V139H139V137H140V139H141V135H140V133L139 132H141L142 131V128L144 129V127H145V129L143 130V132L144 131H146V132H144V133H142V135L144 136L145 135V138H142V139H144V140H146V135L147 136H150V134L148 133L149 131H150V128H151V126L150 127H148L147 125H150V124H147V122H143V121H138V120H136V118H132ZM260 119V120H259ZM72 120H74V121H72ZM112 120H113V123H112ZM132 120V121H133ZM56 121H57V123H56ZM100 121V122H99ZM102 121V122H101ZM139 123H138V122ZM245 121H246V123H245ZM263 123H262V122ZM4 122V123H3ZM55 122V123H54ZM93 124H92V123ZM106 122H107V124H106ZM123 122V121H122ZM128 122V123H127ZM131 122V123H130ZM53 123V124H52ZM65 123V124H66ZM91 123V124H90ZM136 123V124H135ZM142 123H144V124H142ZM164 123H168V115H166V114H164V115H162L161 116V119H160V122L158 123V126L160 125V127L162 126V124H164ZM259 123H261L260 124V126H259ZM54 124H56L58 127H54L53 125ZM114 124H115V126H114ZM119 124V125H118ZM133 125V126H131V125ZM139 124H141V125H139ZM232 123H230V125H231ZM246 124V125H247ZM256 124V125H255ZM52 125V126H51ZM59 125H60V122H59ZM75 125V126H74ZM91 125V126H90ZM130 125V127L128 128V126ZM233 125H236V123L235 124H233ZM239 125V126H238ZM43 126H44V128H43ZM117 126H120V127H117ZM135 126V127H134ZM138 126H140L139 128H138ZM146 126H147V129H146ZM96 127V128H97ZM117 127V128H116ZM131 127H133L132 129L133 130H128V129H130ZM236 127V126H235ZM236 127V128H237ZM96 128H94V129H96ZM109 128V129H108ZM257 128H259V129H257ZM112 129V130H111ZM115 129H116V131H115ZM118 129V130H117ZM138 130V134H136V130ZM149 129V130H148ZM246 129V130H247ZM83 130V132L84 131H88V132H84V133H86V136H85V134L82 132H80V131H82ZM114 130V132H112ZM141 130V131H140ZM245 130V131H246ZM67 131V132H68ZM134 131V132H133ZM148 131V132H147ZM241 131V130H240ZM62 132V131H61ZM80 132V133H79ZM242 132V133H241ZM240 133H241V137L239 138L240 139V141H241V139H242V137L243 136H245V135H242V134H244V133H246V132H244V130L243 131H241ZM76 133H78V134H76ZM88 133V134H87ZM109 133V134H110ZM258 133H256V135H254V134H251V136H249V138H248V140H246V142L248 141L249 143H246L245 145L243 144V142L245 143V141L243 140L244 139V137H243V139H242V142H240V144L238 143L239 142V140H237L236 139V141L234 140L233 141V146H235L236 148H238L239 147V145H244V146H246L247 145V147H246V149L248 148V150H246V152H249V153H247V154H251L250 152V150L252 149V147H251V149H250V143L252 144V141H255V140H257L259 137V134ZM82 134H83V136L84 137H82ZM110 134V135H111ZM81 135V136H80ZM119 135V134H118ZM138 135H140V136H138ZM78 136V137H77ZM253 136V137H252ZM80 137V138H79ZM86 137V138H85ZM90 137V138H89ZM112 138V141L114 142V139H115V141H117L116 140V138ZM130 137H131V139H130ZM254 137H256V138H254ZM72 138H74V140L72 139ZM78 138V140L80 141H77L76 139ZM124 138V141H122V139ZM232 138H234L233 137V135H232ZM141 139V140H142ZM255 139V140H254ZM74 141V144L72 145V141ZM76 140V141H75ZM71 141V142H70ZM92 141V142H91ZM212 142H210V141H207L206 142V144H214V141L213 140H211ZM251 141V142H250ZM150 142H151V140H150ZM236 143V145H235V143ZM242 143V144H241ZM100 144V143H99ZM85 145V146H84ZM231 145V146H232ZM249 145V146H248ZM74 146H75V148H74ZM83 146H84V148H83ZM87 146V147H88ZM251 146H255V145H251ZM73 149H72V148ZM78 147H79V150H78ZM86 147V148H87ZM120 146H119V144H118V148H119ZM122 147H120V149L122 148ZM235 147H231L232 149L233 148H235ZM256 147V146H255ZM255 147H253V148H255ZM70 148V149H69ZM77 148V149H76ZM83 148V149H82ZM68 149H69V153L70 152H72L71 151V149L73 150V152L72 153H70V155H69V153H68ZM78 150V151H77ZM83 152V154L82 155H79V154H81ZM75 153V154H74ZM88 154H89V152H87ZM69 155V156H68ZM78 156V157H77ZM75 158V160H74V158ZM76 157H77V159H76ZM181 157L182 156H178V157H176L174 160H171L170 162H169V165L167 166V171H168V173L170 172V170L172 169L171 167H173V165L174 164H176L177 163V161H179L180 159H181ZM64 158V159H63ZM100 158V156H98V159ZM97 158H95L94 157V160H93V162H99V160H98ZM75 162V163H74ZM102 162H104V160L103 161H101V163ZM97 163H96V166H95V168H97ZM262 165H264V161L263 162H261V166ZM99 166L100 165H98V168H99ZM74 167V168H73ZM171 168V169H170ZM69 169V170H68ZM170 169V170H169ZM66 173H65V172ZM243 171V172H242ZM240 173L241 174H243V175H245L244 173H245V170H242ZM228 173V171L225 169L224 170V174L226 175ZM240 173H239V176L238 177H241L242 175H240ZM68 174H70L69 176H68ZM167 175V174H166ZM170 175V173L167 175V177ZM228 175V174H227ZM69 178H68V177ZM61 179H60V178ZM67 177V178H66ZM64 180H63V179ZM68 179V180H67ZM64 181V182H61V181ZM66 181H68V182H66ZM264 181V173L263 172H261V174H258V178H257V181L255 182V180L254 181H247L246 183V185H248L247 187H249V185L253 182V187L255 188V190L256 191H261L262 189L260 188V186H261V184H262V182ZM90 182H92V185H91V192L93 193V194H101V193H105V192H109L110 190L109 189H111L112 188V186H113V184H114V180L112 179V180H110V181H107V182H103V183H100V184H95L94 182H93V180L91 179V181ZM65 183V184H64ZM47 184H48V186H50V187H48L47 186ZM39 186V187H38ZM251 185H250V187H252ZM52 187V188H51ZM53 187H54V189H53ZM111 187V188H110ZM58 189V190H57ZM164 189V188H163ZM162 188H160V189H158V190H156L155 191V194H154V196H156V194L158 195V194H160L161 193V191L163 192L164 190H163ZM262 192V191H261ZM22 194V197L21 196H19V195H21ZM16 195H17V197H18V200H17V198H16ZM23 199V198H22ZM17 200V201H16ZM208 202H209V200H205L202 204H200V205H198L196 208L199 210H201V211H207L208 209H207V204H208ZM228 204H227V202H226V206L224 207V208H227L228 206H227ZM167 219L169 220L170 219V217L168 216L167 217ZM167 219H165V220H162V222H163V225H164V222H166L165 223V227H166V225L168 224L167 223ZM92 220H94V219H91V221ZM171 220V219H170ZM169 220V223H171V224H168L167 225V228H169V229H173V230H176V231H178V229H179V231L178 232H183V229H184V225H183V223L184 222H180V223H178V221L176 222L175 220L174 221H170ZM4 221V218H0V224L2 223ZM173 222V223H172ZM160 223V222H159ZM182 223V224H181ZM161 224V223H160ZM170 225L172 226V227H170ZM182 225V226H181ZM177 227V228H176ZM179 227V228H178ZM183 227V228H182ZM175 232V231H174ZM59 237H60V241H65L66 240V238H67V235L66 234H60L59 235ZM194 237V236H193ZM133 239H134V241H136V238L133 236ZM227 239V238H226ZM226 239H224V241H223V239H221V240H218L217 242H216V240L217 239H215V242H216V245L218 244V245H220V243H221V246L219 247L218 246V248L216 247V245L213 243V241H214V239L213 240H211L210 239V241H209V239L208 240H206L205 242H203L204 244H206V246L207 247H209L210 249L209 250H212L211 249V247L214 249L215 247H216V250L214 249V250H212V252H213V254L212 255H215L216 256V258L217 259H214L215 261H214V263L213 264H215V262L217 263H219L220 262V264L222 263V264H245L246 262L248 263V264H254L253 262H255V264H257L256 263V260L258 261V260H260V259H257V257L259 256V257H261V261L264 263V259H262V258H264V240L263 241H258L259 242V247L256 245L258 242H253L252 244H254L255 243V246L254 245H252V247H253V249H255L254 251H252L253 249H252V247H249V246H251L250 244L251 243H249L248 244V249H246L245 247L247 246L245 243H246V241H244L243 240V242H241L242 240H240V239H238V240H240V241H238L236 238V240L235 239H233V238H228L227 240ZM234 240V241H233ZM190 239L188 240V239H186V241L184 240L183 242V246H185V245H187L186 243H188L189 242V246L190 245H194L193 244V242H197V241H193V242H191V244H190ZM203 241V240H202ZM231 241V242H230ZM209 242V243H208ZM213 243V244H211V243ZM219 242V243H218ZM225 242V243H224ZM198 243H200V242H198ZM207 243H208V245H207ZM223 243V244H222ZM247 243H248V241H247ZM200 244H202V243H200ZM204 244H202V245H204ZM244 244L246 245L245 247H244ZM202 245H196V246H202ZM215 245V246H214ZM28 246H29V250H32L33 251V257H32V259L31 260H29V261H18L19 263H17L16 261L17 260H19L17 257H15V256H11V255H9L10 256V259H11V261L9 260H6V255H5V253L4 252H2V251H0V264H11L12 263V260L14 261L15 260V263H13V264H52L51 263V259L50 258H48L47 256H46V254L44 253V251H38L37 249H39V245H38V240H33V241H31V242H29L28 243ZM205 246V245H204ZM214 246V247H213ZM206 247V248H207ZM223 247V248H222ZM145 248H146V250H145ZM144 249H143V251H139V250H137V251H139L138 253H139V258L136 256L137 254L135 253V252H137L136 251V249H134V248H131V250H130V252H129V250L126 252V253H124V254H119V255H121V257H119V258H116L115 260H112V261H108V262H105L104 260H102L103 262H101V260H97V258H98V256H99V254L98 255H91L90 257H89V260H90V262L91 263H89V264H166V262H167V264H168V260H166V258H169L170 256H169V252H167V253H165L164 255H156L155 253H153L154 251H152L153 249H149L148 247H145ZM250 248L252 249V250H250ZM133 249V250H132ZM217 249H218V251H217ZM260 249V250H259ZM2 250V249H1ZM247 250V251H246ZM135 251V252H134ZM144 251H146L145 253H144ZM220 251V252H219ZM250 251V252H249ZM252 251V252H251ZM256 251H257V253H256ZM155 255H153L152 253ZM250 253V254H246V253ZM2 253V254H1ZM133 253V254H132ZM140 253H144V255L143 254H140ZM149 253V254H148ZM151 253V254H150ZM217 253V254H216ZM224 257V259H222V256H220L219 257V255L220 254ZM255 253V254H254ZM96 254V253H95ZM134 254H135V256H134ZM254 254V255H253ZM258 256H257V255ZM4 256V258H3V256ZM118 255V256H119ZM142 255V256H141ZM153 255V256H152ZM218 255V256H217ZM251 255H253V256H256V257H254L255 258V260H254V258H252V260H251ZM260 255H262V256H260ZM79 256H80V254H78V253H76V254H74V256H70V257H68V258H66V259H64V260H61L58 264H65L67 261H69V260H71V259H73V258H75V259H78L79 258ZM144 256V257H143ZM188 256V255H187ZM197 256V255H196ZM195 256V257H196ZM215 256H214V258H215ZM246 256H249L248 257V259H246L247 257ZM252 256V257H253ZM140 257H143L144 259H142V258H140ZM146 257V258H145ZM189 257V256H188ZM187 257V258H188ZM193 257V256H192ZM242 257H244L243 258V260H241V258ZM123 258V259H122ZM130 258H132V259H130ZM135 258V259H134ZM137 258V259H136ZM194 258V257H193ZM221 258V259H220ZM92 259V260H91ZM98 259H100V258H98ZM118 259V260H117ZM126 259V260H125ZM140 259V260H139ZM162 259V260H161ZM185 259V258H184ZM195 259H197V257L196 258H194V259H192V261L194 260V262H192V261H190L191 260V258H189L187 261H190V264H196L197 262V264H200L199 263V261H203L202 262V264L204 263L205 264V261L204 260H200V259H202V257H200V259L198 258L197 259V261L195 260ZM250 259V260H249ZM120 260V261H119ZM143 260V261H142ZM206 260V259H205ZM220 260H222V261H220ZM244 260H246L245 262H244ZM98 261L100 262V263H98ZM114 261H116V262H114ZM187 261H186V263H187ZM225 263H224V262ZM113 262V263H112ZM118 262V263H117ZM192 262V263H191ZM196 262V263H195ZM262 263V264H263ZM88 264V263H87ZM188 264H189V262H188Z\"/></svg>",
	"mask_w": 264,
	"mask_h": 264
}]
</instances>
